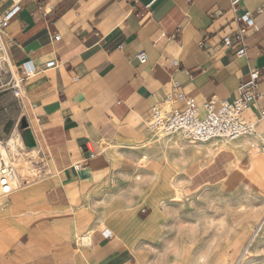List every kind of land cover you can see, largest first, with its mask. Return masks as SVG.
<instances>
[{
  "label": "crops",
  "instance_id": "obj_1",
  "mask_svg": "<svg viewBox=\"0 0 264 264\" xmlns=\"http://www.w3.org/2000/svg\"><path fill=\"white\" fill-rule=\"evenodd\" d=\"M15 5L2 27L3 60L15 68L11 92L21 64L36 67L18 98L34 140L25 150L39 161L38 175L5 196L0 264H178L157 251L164 218L148 198L147 177L169 187L180 174L195 190L220 181L239 152L264 137V0L238 4L236 14L254 13L256 26L242 57L222 45L241 25L230 0H0V15ZM49 60L56 66L44 68ZM252 70L260 73L257 94L243 117L260 136L210 155L190 149L186 165L158 157L145 122L173 81L198 106L218 107Z\"/></svg>",
  "mask_w": 264,
  "mask_h": 264
},
{
  "label": "rangeland",
  "instance_id": "obj_2",
  "mask_svg": "<svg viewBox=\"0 0 264 264\" xmlns=\"http://www.w3.org/2000/svg\"><path fill=\"white\" fill-rule=\"evenodd\" d=\"M3 58L4 55L0 60V142L6 146L9 135L5 136L2 132L14 124L18 132L22 131L20 121L24 109L21 99L8 89L15 68L10 67ZM259 134L256 132V136ZM151 143L159 153L158 157L164 161L179 159L180 165H186L190 159L187 155L190 149L197 151V154L210 155L226 145L225 141L219 139L189 143L180 135H156ZM262 143L264 137L260 143L248 145L245 152H239L229 172L222 175L220 181L195 190L187 188L180 174L174 177L169 187L160 185L161 177H147L148 198L157 200L158 205L162 206L164 222L156 246L165 261L169 259L170 263L178 258V264L187 261L186 264H220L228 259L235 264L238 256L244 254L241 264H264V180L257 168L259 160L262 162L260 165L264 166ZM24 149L21 150L23 156L29 157ZM30 157L27 171L16 181L18 186L38 175L35 165L39 161L38 154L34 152ZM16 158L10 153L7 160L13 163L18 172L19 162ZM146 162L147 159H144L141 166H147ZM5 196L0 195V215L5 206ZM262 221L261 230L253 237L257 225ZM224 253H229L225 259L222 256Z\"/></svg>",
  "mask_w": 264,
  "mask_h": 264
},
{
  "label": "built area",
  "instance_id": "obj_3",
  "mask_svg": "<svg viewBox=\"0 0 264 264\" xmlns=\"http://www.w3.org/2000/svg\"><path fill=\"white\" fill-rule=\"evenodd\" d=\"M241 0H230V9L235 14V19L241 22L237 31L222 38V45L226 49L234 48L235 55L242 57L245 55V38L251 30H255L254 13L246 11L238 15L237 7ZM18 6H13L10 11L0 15V60L3 55V42L1 39L2 27L8 18L18 10ZM59 35L55 36V39ZM202 47V45H200ZM140 63H145L147 56L145 53L137 55ZM176 60L173 65H177ZM54 60L45 63L44 68L55 67ZM36 71V67L30 61L21 64L19 74L10 82V89L17 97L20 96L22 84ZM260 78L258 70L249 72L247 81L241 83L237 88V96L233 100H222L218 107L213 101H207L198 106L193 99L187 97L179 89L177 81L172 82L170 92L164 99L151 105L149 117L145 125L154 135L170 137L180 135L189 143L205 142L219 139L225 142L235 141L241 137L256 135V123L253 120L243 117L249 105L256 98V87ZM177 102H183L185 107L180 110L174 106ZM261 118H264V109L259 111ZM1 143V142H0ZM261 151L264 153V143ZM16 171L12 162H4L0 155V194H9Z\"/></svg>",
  "mask_w": 264,
  "mask_h": 264
},
{
  "label": "bare ground",
  "instance_id": "obj_4",
  "mask_svg": "<svg viewBox=\"0 0 264 264\" xmlns=\"http://www.w3.org/2000/svg\"><path fill=\"white\" fill-rule=\"evenodd\" d=\"M7 141H8L7 146H3L0 143V155H1L2 159L4 160V162L8 161L7 159L9 158V154L13 153L14 156L17 157L16 158L17 162H19L18 172H16L15 178H14V180L12 182V186L10 188V190H13L14 186L17 187V185H18V182L16 183V181L19 180V178L25 174V172L27 171V168H28L27 165H28L30 156L29 157L23 156V153L21 152V150L24 149V147L31 148L34 144V140L32 137V132H31L30 127L29 126L24 127L22 129V131H20V132H17L16 130H14L13 133L9 136ZM214 141H215V139H214ZM7 147L10 149H8ZM28 153L29 152H27V154ZM261 163H262L261 160H259V164H261ZM259 166H262V165H259ZM262 167L264 168V166H262ZM0 195H2V194H0ZM262 223H263V221L257 225L253 237L256 236L258 234V232L261 230ZM243 256H244V254H242L241 256H238L237 261H235L236 262L235 264H241V261H243Z\"/></svg>",
  "mask_w": 264,
  "mask_h": 264
},
{
  "label": "water",
  "instance_id": "obj_5",
  "mask_svg": "<svg viewBox=\"0 0 264 264\" xmlns=\"http://www.w3.org/2000/svg\"><path fill=\"white\" fill-rule=\"evenodd\" d=\"M27 126H28V124H27L26 120L25 119H21L20 127L23 129L24 127H27Z\"/></svg>",
  "mask_w": 264,
  "mask_h": 264
}]
</instances>
